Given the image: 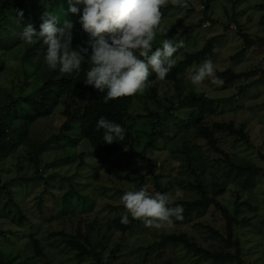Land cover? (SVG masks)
<instances>
[{"label":"rangeland","instance_id":"rangeland-1","mask_svg":"<svg viewBox=\"0 0 264 264\" xmlns=\"http://www.w3.org/2000/svg\"><path fill=\"white\" fill-rule=\"evenodd\" d=\"M205 1L209 4L208 15L216 21H201L183 34L188 25L199 23L205 15ZM245 33L251 34V38L264 36V0H187L186 6L171 9L161 17L153 44L179 37L178 42L182 41L183 46L174 53L177 64L187 52L202 50L211 37L217 36L212 53L207 54L202 64L211 60L217 70L232 68L247 74L230 86L224 83L217 86L210 81L201 85L198 92H205L216 105L215 112L208 115L205 122L211 125L233 120L238 128L245 124L249 140L219 130L216 136L222 151L218 152L198 135L194 122L186 129V125L178 126L180 117L170 116L164 125L172 130V136L165 140L158 138V147L151 146L148 142L151 124L140 114L148 112L144 106L155 108L156 104L143 97L131 108L139 136L135 147L140 154L128 148L107 165H100L96 164L88 142L77 138L58 142L53 138L37 152L43 175L40 176L24 161L35 153L34 149L20 144L16 152H11L9 147L0 154V185L9 183L26 219L20 234L11 238L9 234L7 237L0 235V249L14 244L19 252L17 261L46 264V258L37 256L30 244V236H35L41 240L51 264H237V259L217 262L189 251L184 244H169L160 250L150 248L163 233L186 232L209 250H227L221 238L222 234L227 237V222L222 210L212 202L200 208L187 205L202 199L205 192L232 214L239 204L234 237L241 240L246 264H264V170L258 173L240 170L241 167L264 168V45L247 46L244 43H248L249 37ZM243 48L245 51L235 56ZM202 64H194L184 73V94L188 90L197 91L191 83V74ZM19 65L18 58L8 61V66L12 67L2 74L8 87L17 80L15 69ZM251 83L254 85L249 87ZM152 84L158 86L164 100L174 95L180 102L184 97L174 84L163 83L158 78ZM0 100L7 101L4 97ZM61 109L59 105L50 116L33 122L30 137L43 142L59 133L65 119ZM178 114L183 118L184 112ZM200 116L203 118V113ZM82 159L86 165L78 170ZM154 163L156 165L151 166ZM157 182L168 194L172 206L183 207L182 219L159 229L146 227L141 220L135 219L126 233L116 230L113 222L127 214L121 195L142 187L154 195L159 192ZM7 199L8 194L0 189V202ZM4 214L7 212L0 209V229L17 228L16 217ZM72 237L85 242L91 254L78 260L76 251L66 243Z\"/></svg>","mask_w":264,"mask_h":264},{"label":"trees","instance_id":"trees-1","mask_svg":"<svg viewBox=\"0 0 264 264\" xmlns=\"http://www.w3.org/2000/svg\"><path fill=\"white\" fill-rule=\"evenodd\" d=\"M204 5L205 10L203 13L205 15L199 20V23L188 25L183 34H187L191 27L197 26L201 21H216L208 15V2L205 1ZM177 7L171 3L162 6V17L169 10ZM68 8V0H0V97L7 99L6 102L0 100V154L8 151L9 147H11V152H16L15 148L19 147L20 144L29 150L30 148L34 149L35 153L30 155L28 159L25 156L22 157L25 158L24 161L28 163V166L30 168L34 167L35 172L40 176L43 175L39 169L38 159L40 153L37 154V152L41 148H45L53 138H56L58 142H70L76 138L79 141L88 142L94 152L96 164L100 165H107L114 156L128 148L135 154H140L137 153L135 147L139 136L138 133L136 134L135 120H132L131 108L136 100H140L143 97L152 99L156 104L155 108L144 106L146 109L148 108V112L140 114L141 117L148 118L151 124V130L148 134V142L151 146L158 147L159 143L156 141L158 138L165 140L167 137L170 138L172 136V130L164 125V121L170 116L180 117L181 120L178 126L182 128L186 125L187 129L191 126V122H194V127L197 125L198 135L204 138L207 144L218 152L222 151L216 136L219 130L227 131L241 140L250 139L245 124L238 128L233 120L217 121L211 125L205 122V118L214 113L216 108L215 100L207 98L205 92L188 90L184 94V73L194 64H202L207 54L212 53L217 36L211 37L202 50L187 52L186 57L174 64L167 77L162 81L163 83L174 84L180 94H184L180 102L176 101L174 95L166 97V100H164L159 93L158 86L152 84L156 77L150 75L143 93L138 92L131 96H122L105 103L103 97L106 93H101L94 87L83 83L85 72L88 68L87 64H82L81 70L79 72L74 71L72 74L61 73L59 69L52 70L45 62V51L39 38L34 39V42L29 44L19 37V33L28 24H32L39 30L44 14L52 12L58 17L61 25L65 20L73 22V48L81 44L88 46L86 41L90 37L83 31L79 23L78 14L69 12ZM21 12H23V16L20 15ZM237 21L240 22L239 20ZM239 27L240 30L243 29L242 26ZM245 35L249 37L248 43H244L247 46L264 45V36L251 38V34L245 33ZM178 38H173V40L178 42L180 39ZM160 45L161 43L153 44V48L155 49ZM244 51L245 48L235 56ZM14 58L20 60L19 68L15 69L17 71V80L12 87H8L2 79V74L8 67H12L8 66V61ZM246 74L241 71L237 72L232 68L216 71V76L226 86L243 79ZM252 85L254 84L251 83L249 87ZM249 87H243V89H248ZM63 99L66 100L61 103ZM59 105L62 106L61 113L65 117L64 122L61 124L60 132L53 134L47 141L38 142L32 139L30 137L32 123L39 118L50 116L58 109ZM178 112H184L183 118ZM201 113L204 115L203 118L200 116ZM101 117L124 127L126 134L123 141H114L111 144L103 141V129H97V122ZM16 133L18 137H16ZM73 156L74 154L70 155L71 158ZM85 165L86 162L82 159L77 169L80 170ZM155 165V163L151 164V166ZM231 165L236 167L232 162ZM240 170H244L247 173H258L263 171L264 168L241 167ZM156 186L160 193H165V190L158 182ZM202 188V186H199V189L202 190ZM0 189H4L8 194V199L5 202L1 201L2 206H0V209L3 212H7L3 216L16 217L14 221H17L18 224L17 228L0 229V235L7 237L9 234V238H11L21 233L20 227L24 219H26V214L23 212L21 205L16 202L14 191L9 188V183L0 185ZM211 202L221 209L225 216L227 237L222 234L221 238L227 244V250H209L192 240L186 232L163 233L159 240L150 245V248L160 250L169 244H184L189 251L200 253L217 262L237 259V264H246L242 254L241 240L234 237V228L238 223L236 215L239 212V204L237 203L236 209L232 214L219 200L210 198L204 192L202 199L194 202L190 201L187 205L189 208H200ZM15 208L17 209L16 212ZM121 217L113 222V226L116 230L126 233L135 224V219L130 217L129 222L125 224L121 222ZM30 238V244L34 247L36 255L43 256L47 260L46 264H51L48 262L49 258L44 251L41 240L35 236H30ZM66 243L71 249L76 251L78 260H83L91 254L85 242L77 237L67 239ZM12 248L13 250H11ZM230 248L233 250H230ZM18 253L14 248V244L2 247L0 249V264H31L27 261H17Z\"/></svg>","mask_w":264,"mask_h":264},{"label":"clouds","instance_id":"clouds-1","mask_svg":"<svg viewBox=\"0 0 264 264\" xmlns=\"http://www.w3.org/2000/svg\"><path fill=\"white\" fill-rule=\"evenodd\" d=\"M169 2L181 7L187 4V0H68V11L78 14L83 31L90 37L88 46L73 48V22L65 20L61 25L52 12L44 14L39 30L28 24L19 37L29 44L39 38L45 62L52 70L72 74L87 64L83 83L106 93L103 99L107 103L143 93L150 75L163 81L173 68L174 53L183 42L165 38L153 48L161 8ZM216 71L213 62L206 60L191 74L192 85L197 91L205 81L219 86L222 81ZM97 129H103V141L108 144L123 141L126 134L122 125L103 117L98 120ZM120 199L127 213L121 217L125 224L131 217L146 227L159 229L182 219L183 207L172 206L167 193L153 195L142 187L125 191Z\"/></svg>","mask_w":264,"mask_h":264}]
</instances>
